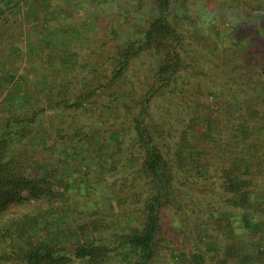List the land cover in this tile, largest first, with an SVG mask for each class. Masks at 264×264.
I'll return each mask as SVG.
<instances>
[{
	"label": "trees",
	"instance_id": "16d2710c",
	"mask_svg": "<svg viewBox=\"0 0 264 264\" xmlns=\"http://www.w3.org/2000/svg\"><path fill=\"white\" fill-rule=\"evenodd\" d=\"M74 1L77 9L83 4L82 0ZM65 2L68 4V0ZM207 2L139 0L119 12L107 26L109 35L116 34L133 11L139 14L148 5L149 11L139 17L144 27L134 39L114 43V50L106 56L103 50L88 54L89 58L94 56L95 66L81 62L78 55L69 58L72 78L40 74L42 92L61 96L54 106L64 103L66 108L77 110L94 101L99 89L117 88L135 59L147 53L157 57L158 65L148 78L146 91L129 117L130 125L124 127L122 122L112 131L117 142L112 162L104 158L102 147L97 150L98 169L103 174L117 169L119 160L115 155L123 149L124 134H130L132 147L142 151L137 157L130 153L128 167H135L145 180V192L135 194L143 205L135 215L128 216L114 208L101 213L96 202L93 212L82 210L75 197L67 194L71 173L40 172L35 168L41 161L37 154L28 155L26 148L15 152L14 145L23 139H28L27 147L34 148L35 142L29 136L44 131L40 116L45 111L31 109L35 92L24 75L15 84L17 101L13 95H5L6 80L14 75L19 62V57L10 51L19 41L21 14L28 11L33 20L32 8L37 7L41 20L36 23L45 30L39 40L30 42L36 48L31 61H44L42 53L53 41L48 36L73 35L69 47L72 52L78 48L80 37L74 23H67L71 30L66 28L67 24H59L60 19L51 24L50 8H56L57 17L61 18L59 0H0V264H69L75 259L87 264H107V258H114L119 264H157L164 249L162 211L171 205L184 209L178 197L187 195H175L174 182L179 173L188 169L192 152L204 158L196 163L198 176L213 168L217 178L200 187L199 193L214 194V186L218 185L217 194L224 197L225 208L208 216V225L223 241L217 247V252L224 254L220 263L236 260L237 264H264V233L256 240L261 250L254 258L240 257L238 249L243 241L241 229L248 231L254 224L264 225V0ZM153 10L155 15L150 16ZM216 17L232 25L217 30ZM95 22L92 24L96 26ZM106 42L96 43L105 47ZM51 59L54 61L52 56ZM83 64L91 67L92 77H78ZM46 68L56 69L54 65ZM52 83L56 88H51ZM66 90L67 97L63 96ZM189 94L192 98H187ZM179 95L182 100L178 104L171 101ZM209 96L216 100L214 111L209 110ZM8 99L12 102L10 108ZM155 100L161 105L154 114ZM21 105L31 107L22 112L17 109ZM74 131L80 141L90 145L92 139L97 140L82 127ZM172 133L179 134L173 153L168 144ZM213 155L214 162L209 160ZM180 182L187 185L186 180ZM72 184L73 189L82 192L83 186ZM113 200L117 206L122 205V198L114 196ZM73 209L86 217L82 222L75 218L71 228L65 224L74 218ZM55 225L60 226L63 235L53 233L51 228ZM203 225L205 230L209 229L205 222ZM76 235L78 240L70 243L61 238L69 241Z\"/></svg>",
	"mask_w": 264,
	"mask_h": 264
},
{
	"label": "rangeland",
	"instance_id": "374dc122",
	"mask_svg": "<svg viewBox=\"0 0 264 264\" xmlns=\"http://www.w3.org/2000/svg\"><path fill=\"white\" fill-rule=\"evenodd\" d=\"M59 2L57 9L62 14L61 18L57 17L56 8L52 7L48 10L49 17L52 19L51 24L60 19L59 24L63 23L65 26L67 23L70 25L74 23L78 27L77 35L80 40L77 41L78 48L74 49V52L69 48L73 35L56 33L52 37L48 36L53 41L50 45L51 47H48L42 53L44 61H31V56L36 48L31 46L30 42L39 40L44 35L45 30H41L36 23L41 20L40 11L37 7L32 8L34 10L33 20L32 14L28 11L23 12L20 16L22 29L18 37L19 41L14 49L10 51L15 57H19V62L15 64L14 75L6 80L5 95L10 94L14 98L16 97V81L22 79L24 75L28 78V86L35 92L31 109L44 108L45 111L40 116L41 120H43L41 129L44 131L42 133L34 132L29 136L35 142L34 148L27 147L25 142L28 139H23L24 141L22 140L14 145V150L16 152L26 148L28 155L37 154L41 161H39V165L36 164L35 168L40 170V172L42 170H58L61 173H71L72 175L68 178L70 180V182L68 181V186H71L67 194L75 197L79 205L83 206L81 207L83 208L82 210L93 212L96 208L93 204L96 202L98 204L97 210L101 213L114 208L116 212H124L125 215L133 216L136 214V209L143 205V203L138 202L139 198L135 194L145 192L146 186L142 174L135 167H128V158L130 153L137 157L142 151L132 147L133 141L130 134H124L122 136L124 142L121 145L123 149L121 153L115 155L119 160L116 165L117 169L103 174L98 169L100 153L97 150L102 147L104 158H110L109 160L112 162L113 158L111 157L117 149V142L112 137V131L121 126L122 122H124V127L130 125L129 117H131V112L136 111V102L145 93L148 78L151 77L153 69L158 65L157 57L147 53L141 58L135 59L131 63L129 72L117 88L99 89L94 101L85 104L77 110L66 108L64 103L54 106L55 101L61 96L56 93L51 96L42 92L41 88L43 86L41 82L43 80L40 74L42 76L49 74L51 78L60 76V79H66L67 75H70L69 78H72L73 67L72 63L69 62V58L76 57V55H78V59L81 57L82 60L79 59L81 62L85 60L95 66L94 56L89 58L88 54L103 50V56H106L114 50V43L134 39L137 32L144 27V22L139 17L146 14L145 10L148 9L146 8L148 5L139 14H135L134 11L132 14L130 13L131 15L129 16L131 18L128 21H124L120 30L114 35H109L107 26L113 18L119 12H123L125 9L131 8L132 5L137 4L139 0H82L83 4L78 9L74 0H68V4H66L65 0H59ZM207 4H212V0H208ZM154 15L155 11L153 10L150 16ZM92 22H95L96 26ZM214 22L217 24V30H222L232 25L229 21H222L218 17L214 19ZM69 24L66 25L68 30L70 29L68 28ZM29 33H32L31 37ZM104 40L107 41L105 47L98 46L96 43ZM51 56L54 61H52ZM52 65L56 69L49 71L46 67ZM80 67L81 69L77 72L78 77L87 76V78H90L93 76L94 73L90 70L91 67L89 68V65L83 64ZM215 72L214 75H217L218 73L215 74ZM51 88H56V84L52 83ZM63 96L67 97V90ZM190 96L189 94L187 98H192ZM176 99L175 101V98H172L171 101L178 104L182 100V96L179 95ZM15 100L17 101L16 98ZM16 101H14L15 105L18 104ZM207 101L210 104L209 110H216L217 105L214 97L209 96ZM6 103L9 106L7 108L12 106V102L9 99ZM160 105V102L155 100L153 104L154 114ZM30 107L29 105H21L17 109L27 112ZM175 110H178V108ZM221 122L223 123V121ZM77 127H82L85 133L95 135L97 140L92 139L93 143L91 145L87 141H80V137L74 135V129ZM178 135V133H172L170 138H168L172 153L173 145L179 141ZM17 138L15 137L16 140ZM202 158L198 153L192 152L188 157V169L184 173H179V177L175 179L174 187L177 191L175 195L181 193L182 195L186 194L187 197H178L185 205L184 209L178 210L174 205H171L162 211L163 241L161 244L164 249L161 251V257L157 264H221L220 259L224 257L222 252H217V247L222 245L223 241L217 239L216 231L211 229L212 226L210 224L208 225L210 213L225 208L223 207L224 197L218 195L220 191L218 185L214 186L216 192L214 194L216 196L208 191L199 193L198 189L200 187H204L206 184L209 185L217 179L213 168L203 170V176H198L199 170L196 168V163ZM215 158L213 155L212 157L210 156L209 160L214 162ZM181 180H186L187 185L182 186ZM72 183L83 186L82 192H78L76 188L74 190ZM261 195H263V192ZM114 196L123 199L121 206H117L116 201L113 200ZM30 198L33 201V198ZM73 214L74 218L66 222L65 226L68 225L72 228L76 219L82 222L83 218L86 217V214L80 216L77 213V209H73ZM217 214L218 212H216ZM55 220H60V217H56ZM203 222L208 225V230L204 229ZM237 225L240 226V222ZM63 226L64 224L61 227ZM51 229L56 234L63 235L64 233L61 231L60 226L55 225ZM241 231L240 234L243 236V241L238 246L239 256L249 260L254 258L257 252L261 250L256 240L264 233V225L262 223L254 224L252 229H248V231L241 229ZM61 238L64 242L70 243L71 241H77L79 235L72 237L69 241L64 236H61ZM107 262V264H119L114 261V258H107ZM69 264L87 263L84 260L75 259ZM229 264H237V261L232 260Z\"/></svg>",
	"mask_w": 264,
	"mask_h": 264
}]
</instances>
